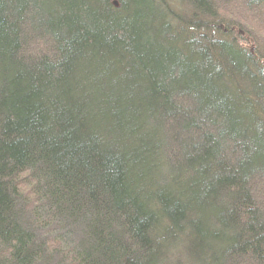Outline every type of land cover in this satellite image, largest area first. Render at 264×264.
<instances>
[{
    "label": "trees",
    "instance_id": "1",
    "mask_svg": "<svg viewBox=\"0 0 264 264\" xmlns=\"http://www.w3.org/2000/svg\"><path fill=\"white\" fill-rule=\"evenodd\" d=\"M175 1L0 0V264H264V0Z\"/></svg>",
    "mask_w": 264,
    "mask_h": 264
},
{
    "label": "rangeland",
    "instance_id": "2",
    "mask_svg": "<svg viewBox=\"0 0 264 264\" xmlns=\"http://www.w3.org/2000/svg\"><path fill=\"white\" fill-rule=\"evenodd\" d=\"M171 1L173 2L174 5H177V8L180 7L177 1H175V0H171ZM257 17L258 16H250V14L248 12H244L243 15H242V18H243L242 21L246 22V21L249 20L250 24H252L255 27V25L257 23H259V18H257ZM262 17L263 16L261 15V18ZM238 27H239V30L236 31V37L235 38H237L240 42H242V40H244V39H247V43H248L249 48L251 49V51H254L255 45L250 42L249 37H252V35H253L254 41H257V39H255V35L254 34H250L249 36H247V34H245L246 31L244 29H242L240 26H238ZM260 30L261 29H259V26H257V29L255 30V32L263 36V33L261 32L262 30L261 31ZM240 36H241V38H240Z\"/></svg>",
    "mask_w": 264,
    "mask_h": 264
}]
</instances>
